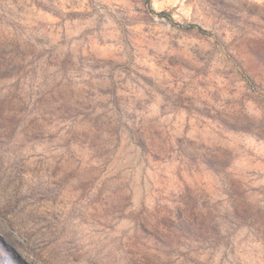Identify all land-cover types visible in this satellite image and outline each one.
Returning a JSON list of instances; mask_svg holds the SVG:
<instances>
[{
  "label": "rangeland",
  "instance_id": "rangeland-1",
  "mask_svg": "<svg viewBox=\"0 0 264 264\" xmlns=\"http://www.w3.org/2000/svg\"><path fill=\"white\" fill-rule=\"evenodd\" d=\"M0 264H264V0H0Z\"/></svg>",
  "mask_w": 264,
  "mask_h": 264
}]
</instances>
